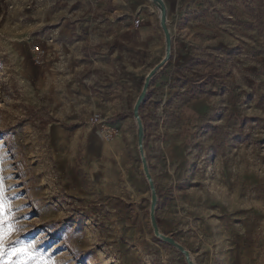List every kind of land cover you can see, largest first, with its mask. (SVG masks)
Returning a JSON list of instances; mask_svg holds the SVG:
<instances>
[{"label": "rangeland", "instance_id": "374dc122", "mask_svg": "<svg viewBox=\"0 0 264 264\" xmlns=\"http://www.w3.org/2000/svg\"><path fill=\"white\" fill-rule=\"evenodd\" d=\"M129 1L0 0L5 246L38 264H189L155 234L133 113L166 44L144 58L97 29ZM162 2L171 55L139 109L158 230L194 264H264V0Z\"/></svg>", "mask_w": 264, "mask_h": 264}, {"label": "crops", "instance_id": "0c3cea01", "mask_svg": "<svg viewBox=\"0 0 264 264\" xmlns=\"http://www.w3.org/2000/svg\"><path fill=\"white\" fill-rule=\"evenodd\" d=\"M115 4L118 3L114 1L112 6H115ZM105 14L111 20L105 24L98 25L97 29L100 30L99 35L102 36L103 40L105 39L104 44L106 46L115 44L123 52H125L126 49H128V51L132 50V53L138 50L144 58L151 57L152 49H157L161 53L162 46L164 43L166 44V42H164L165 37L156 25L157 17L148 0H130L125 5H117L115 10L111 9L110 12ZM131 17H136L137 20H139V27H136L138 28L136 31L131 28ZM121 18L123 19L120 20ZM92 40L93 39H90L88 42L84 43L85 48L90 49L93 46ZM107 102L108 100L106 101L107 105H104L109 109L110 102ZM113 106H116L115 102ZM106 111L109 110H105V112ZM112 111L115 114H120L122 112L121 109H115V107ZM114 119V123L120 126L121 122L117 119V116L114 117Z\"/></svg>", "mask_w": 264, "mask_h": 264}, {"label": "water", "instance_id": "95a60500", "mask_svg": "<svg viewBox=\"0 0 264 264\" xmlns=\"http://www.w3.org/2000/svg\"><path fill=\"white\" fill-rule=\"evenodd\" d=\"M152 1L154 2L155 6L161 11V25H162V28H163V30L165 32V39H166V57L146 77L145 83H144V86H143V90H142L141 95L139 96V98L137 100V103H136V105L134 107L133 113H134V117H135V119L137 121L138 132H139V135H140L138 144H139V149H140V152H141V155H142L144 171H145L146 177H147V179L149 181V185H150L151 191H152L151 220H152V224H153V227H154L155 234H156V236L161 238L163 241L168 242V243L174 245L177 249H179L185 255V257H186V259H187L189 264H194L192 262V260L190 259L189 253L181 245H179L177 242H175L172 238L162 235L159 232V230H158V227H157V224H156V220H155L156 192H155V188H154V184H153L152 178H151V176L149 174V171H148V168H147V162H146V159H145V156H144V151H143L142 138H143L144 128H143V125H142L141 118L139 116V109H140L141 104L143 103V101L146 98L147 90H148L149 83H150L151 79L156 74V72L168 61V59L170 58V55H171V37H170V33H169V30H168L167 24H166V11H165L163 2H162V0H152Z\"/></svg>", "mask_w": 264, "mask_h": 264}, {"label": "snow or ice", "instance_id": "6c2138e0", "mask_svg": "<svg viewBox=\"0 0 264 264\" xmlns=\"http://www.w3.org/2000/svg\"><path fill=\"white\" fill-rule=\"evenodd\" d=\"M2 181V178H0ZM5 199L3 196V190L0 188V264H3V258L5 255H12L14 259L11 264H38L43 254L38 250L33 249L31 244H24L20 240L14 241L13 243L5 246V239L8 232L16 229L14 223L9 221L5 224ZM12 215V213H7ZM7 230V231H6Z\"/></svg>", "mask_w": 264, "mask_h": 264}, {"label": "built area", "instance_id": "2783aa9c", "mask_svg": "<svg viewBox=\"0 0 264 264\" xmlns=\"http://www.w3.org/2000/svg\"><path fill=\"white\" fill-rule=\"evenodd\" d=\"M135 25H139V20L135 21ZM31 55H32V61L35 66H42L45 62V59L47 57V52L44 48L33 45L31 48ZM101 120V117L99 115H95L92 119L93 123H98ZM116 132L113 130H110V132L107 134V138L113 136ZM109 136V137H108Z\"/></svg>", "mask_w": 264, "mask_h": 264}, {"label": "bare ground", "instance_id": "6f19581e", "mask_svg": "<svg viewBox=\"0 0 264 264\" xmlns=\"http://www.w3.org/2000/svg\"><path fill=\"white\" fill-rule=\"evenodd\" d=\"M160 11V10H159ZM160 13H161V11H160Z\"/></svg>", "mask_w": 264, "mask_h": 264}]
</instances>
